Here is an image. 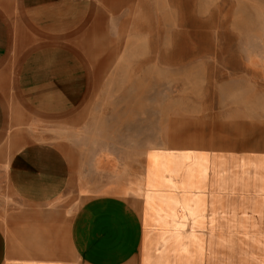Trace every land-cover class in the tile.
I'll list each match as a JSON object with an SVG mask.
<instances>
[{
	"label": "crops",
	"instance_id": "obj_1",
	"mask_svg": "<svg viewBox=\"0 0 264 264\" xmlns=\"http://www.w3.org/2000/svg\"><path fill=\"white\" fill-rule=\"evenodd\" d=\"M148 2L0 0V264H264V34L175 61L201 84L175 140L71 166L89 82L72 36Z\"/></svg>",
	"mask_w": 264,
	"mask_h": 264
},
{
	"label": "rangeland",
	"instance_id": "obj_2",
	"mask_svg": "<svg viewBox=\"0 0 264 264\" xmlns=\"http://www.w3.org/2000/svg\"><path fill=\"white\" fill-rule=\"evenodd\" d=\"M146 10L144 18L106 20L72 36L89 70L70 139L73 170L103 168L113 156L175 140L179 92L201 86L180 82L175 61L202 53L209 42L226 48L264 34V0H149ZM6 101L21 111L11 81Z\"/></svg>",
	"mask_w": 264,
	"mask_h": 264
}]
</instances>
